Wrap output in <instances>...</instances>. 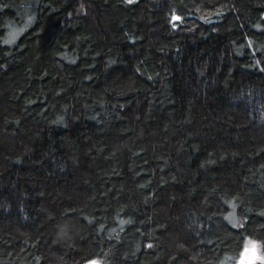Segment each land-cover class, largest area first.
I'll use <instances>...</instances> for the list:
<instances>
[{
    "label": "trees",
    "instance_id": "16d2710c",
    "mask_svg": "<svg viewBox=\"0 0 264 264\" xmlns=\"http://www.w3.org/2000/svg\"><path fill=\"white\" fill-rule=\"evenodd\" d=\"M247 242L264 256V0H0V264Z\"/></svg>",
    "mask_w": 264,
    "mask_h": 264
},
{
    "label": "snow or ice",
    "instance_id": "6c2138e0",
    "mask_svg": "<svg viewBox=\"0 0 264 264\" xmlns=\"http://www.w3.org/2000/svg\"><path fill=\"white\" fill-rule=\"evenodd\" d=\"M175 19H180V17H174ZM257 260L264 261V256H258L255 251V245L251 249L245 250V255L241 260V264H256ZM91 264H98V262L93 261Z\"/></svg>",
    "mask_w": 264,
    "mask_h": 264
},
{
    "label": "rangeland",
    "instance_id": "374dc122",
    "mask_svg": "<svg viewBox=\"0 0 264 264\" xmlns=\"http://www.w3.org/2000/svg\"><path fill=\"white\" fill-rule=\"evenodd\" d=\"M253 245H255V251H256V254H257L258 256H263V255H262V254H263V251H262L261 248L258 246V244L254 243V242H247L246 247H245V249H244V252L242 253V255H241L239 261L237 262V264H241V260H242V258H243L244 255H245V250H246V249H251V248L253 247ZM263 262H264V261L257 260L256 264H261V263H263Z\"/></svg>",
    "mask_w": 264,
    "mask_h": 264
},
{
    "label": "water",
    "instance_id": "95a60500",
    "mask_svg": "<svg viewBox=\"0 0 264 264\" xmlns=\"http://www.w3.org/2000/svg\"><path fill=\"white\" fill-rule=\"evenodd\" d=\"M87 264H91V262L87 263Z\"/></svg>",
    "mask_w": 264,
    "mask_h": 264
}]
</instances>
